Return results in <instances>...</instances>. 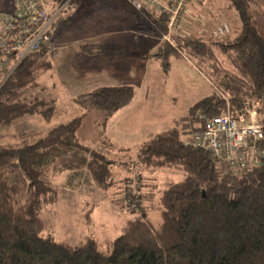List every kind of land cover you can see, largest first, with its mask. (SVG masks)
<instances>
[{
	"label": "trees",
	"instance_id": "trees-1",
	"mask_svg": "<svg viewBox=\"0 0 264 264\" xmlns=\"http://www.w3.org/2000/svg\"><path fill=\"white\" fill-rule=\"evenodd\" d=\"M67 1L54 0V5L60 7ZM131 1H69L48 35L51 38L57 33L68 18L64 12L70 6L76 9L78 2L77 8L85 11L92 4L131 6ZM167 1L170 5L175 2ZM228 1L241 21L235 38L215 43L197 38L180 41L177 46L188 58L215 61L210 76L220 93L214 91L194 102L170 128L155 134L140 149L138 165L142 170L173 167L184 172L183 179L171 182L159 196L161 224L154 227L144 216L131 219L105 250L92 237L69 244L42 235L46 222L41 211L58 201V188L50 174L88 169L100 188L108 190L111 185V159L81 143L77 133L86 114L93 112L107 121L133 100L135 89L126 84L103 86L75 97L80 114L70 121L46 134L21 132L16 135L18 144L0 145V264H264V156L259 164L231 169L190 143L209 119L225 112L226 100L234 116L249 106L248 100H257L264 131V6L255 14V0ZM140 17L149 19L155 34L166 30V15L144 7ZM215 46L221 48L231 68L217 59ZM167 48L172 51L164 53ZM188 49L195 55L187 53ZM158 50L155 57L165 71L173 57H180L169 45L161 44ZM51 67L50 46L44 43L0 84V127L27 115L51 116L52 99L23 93L36 86ZM259 143L264 149V137ZM141 177L139 173L137 179ZM24 185L29 192L22 204ZM127 188L138 193L141 183ZM145 196L129 191L126 198L142 200Z\"/></svg>",
	"mask_w": 264,
	"mask_h": 264
},
{
	"label": "rangeland",
	"instance_id": "rangeland-1",
	"mask_svg": "<svg viewBox=\"0 0 264 264\" xmlns=\"http://www.w3.org/2000/svg\"><path fill=\"white\" fill-rule=\"evenodd\" d=\"M79 2L76 9L70 6L64 12V15L68 14L67 20L50 38L51 69L39 77L36 86L23 91L28 96L37 94L52 99L51 116L40 113L27 115L9 126L0 127V145L18 144L19 138L16 135L21 132L46 134L52 127L70 121L80 114L74 100L78 94L103 86L123 84L125 79L122 75L131 66L133 75H138L136 80L133 79L134 82L131 81L135 89L134 101L115 112L107 121L93 112L86 114L77 133L81 143L111 159V185L108 190L96 184L88 169L66 171L56 176L50 174L49 179L58 188V201L47 204L41 211L46 222L43 236H51L56 241L69 244L92 237L99 243V248L105 250L107 243L115 239L131 219L144 216L154 227H158L161 217L157 207L162 190L171 182L184 177L182 170L173 167L142 170L138 165V158L144 142L170 128L172 121L183 116L194 102L214 91L220 93L212 83L213 76H210L215 61L199 56L188 58L177 47L179 42L197 38L213 43L233 39L241 31V21L228 0H186L182 20L169 29L170 14L145 5L144 7L167 16L166 30L158 35L150 30L149 19L140 17V10L132 3L131 7L137 17L134 29L137 36H150L149 42L139 43V49L157 44L151 49L155 62L152 61L148 66L141 60L142 50L133 55L118 53V49H114L116 47L99 49L97 43L100 41L95 36L106 29V25L100 21L107 15L97 8L101 3L92 4L85 11H80ZM159 2L170 5L167 0ZM255 3L257 6L254 5V10L257 14L259 6H264V0H255ZM13 7V0H0V11ZM106 13L110 14L111 11ZM110 29L112 28L108 27L106 32ZM161 44L176 49L180 56L170 60L171 67L167 71L155 57ZM214 48L221 64L231 68L221 48ZM167 49L164 53L172 51ZM187 53L195 55L192 51ZM132 56L138 60L136 63L131 59ZM182 56L187 60L182 59ZM129 59L130 63L123 61ZM159 65L161 75L156 79L154 71L158 70ZM248 103L249 108L258 101L253 99L248 100ZM227 110H231L229 100H226L225 111ZM139 173L142 175L141 180L137 179ZM16 177L21 176L17 174ZM138 183H141L138 193L147 196L142 200L127 199L129 191L138 195L135 189L127 188H135ZM28 192V185H24L22 204L27 202ZM137 201L142 202L140 206Z\"/></svg>",
	"mask_w": 264,
	"mask_h": 264
},
{
	"label": "built area",
	"instance_id": "built-area-1",
	"mask_svg": "<svg viewBox=\"0 0 264 264\" xmlns=\"http://www.w3.org/2000/svg\"><path fill=\"white\" fill-rule=\"evenodd\" d=\"M69 1L73 0L59 7L54 5V0H13L12 9L0 11V84L28 54L41 44H50L48 33L53 30L55 18ZM131 2L139 10L147 5L170 14V29L182 20L186 0H175L172 5L159 0ZM258 104L246 107L236 116L227 110L209 119L204 129L193 135L190 143L207 150L214 160L227 163L231 169L259 164L264 156L259 143L264 131L258 118Z\"/></svg>",
	"mask_w": 264,
	"mask_h": 264
},
{
	"label": "crops",
	"instance_id": "crops-1",
	"mask_svg": "<svg viewBox=\"0 0 264 264\" xmlns=\"http://www.w3.org/2000/svg\"><path fill=\"white\" fill-rule=\"evenodd\" d=\"M98 10L104 12V14L107 15L104 18L101 19V24L106 25V29L108 27L112 28L106 32V29L104 28V32L96 34L95 38H97L100 42L97 43V47L100 48H114L118 49V53L127 52L129 54L133 53V55H137L139 51H143L142 59L144 60V63L146 62L148 66L153 61V56L151 49H154V47L157 46V44L150 45L147 49H139V43L144 44L149 42L148 35L139 34L137 36V33L135 32V27L137 26V17L136 12L134 9H132L129 5H115V4H108V3H101L97 5ZM106 11H111L110 14H107ZM52 51V50H51ZM107 51V50H106ZM105 53V52H104ZM103 53V54H104ZM133 56L131 57V59ZM184 60H187L186 57H181ZM131 59L129 60H123L128 63L131 62ZM155 59V58H154ZM138 60L133 58V62L136 63ZM155 62V61H153ZM159 62V61H157ZM189 62V61H188ZM142 64V67L144 65ZM127 65V64H126ZM145 65V66H146ZM144 66V68H145ZM155 65L153 66V68ZM158 70L156 72L154 71L155 78L158 79L161 75V66L159 65ZM126 73L122 75V77L125 79V82L123 84H129L133 85L134 82L133 79H137L138 75H133L134 73L131 71V66L129 67V70H125ZM132 74V75H131ZM128 81V82H126ZM133 81V82H131ZM120 85V84H118ZM134 101V100H133Z\"/></svg>",
	"mask_w": 264,
	"mask_h": 264
}]
</instances>
